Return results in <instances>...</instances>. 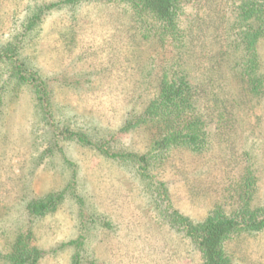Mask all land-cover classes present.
<instances>
[{
  "label": "rangeland",
  "instance_id": "obj_1",
  "mask_svg": "<svg viewBox=\"0 0 264 264\" xmlns=\"http://www.w3.org/2000/svg\"><path fill=\"white\" fill-rule=\"evenodd\" d=\"M2 47L9 50L0 56V264H15L10 256L21 252L32 257L33 248L44 251L34 264H203L163 220L159 183L173 207L199 221L231 201L250 153L253 203L264 202V124L255 119L264 106L238 113L237 130L221 129L200 153L154 151L153 129L123 128L156 94L160 68L175 53L142 38L127 7L0 0ZM260 52L264 59V42ZM17 57L34 83L12 77ZM109 153L155 155L148 181L138 164ZM50 193L63 197L37 212L34 203ZM225 246L234 264H264V231L240 232Z\"/></svg>",
  "mask_w": 264,
  "mask_h": 264
},
{
  "label": "trees",
  "instance_id": "obj_2",
  "mask_svg": "<svg viewBox=\"0 0 264 264\" xmlns=\"http://www.w3.org/2000/svg\"><path fill=\"white\" fill-rule=\"evenodd\" d=\"M86 1L127 7L142 38L152 39L157 45H171L175 51L160 68L156 94L139 114H132L133 108L128 111L127 116L133 117L126 118L123 126L153 129L154 151L184 148L205 152L218 131L229 127L237 130L238 113L255 114L258 106H264V59L260 52L264 42V0H64L73 5ZM2 49L9 50L2 47L0 56L6 54ZM15 61L12 77L34 83L26 75V63L19 57ZM37 92L40 101L48 97L43 87ZM255 119L264 124V113ZM109 156L125 157L138 164L135 169L146 181L151 176L150 159L155 155ZM252 156L255 155L247 154L250 163L231 191V201L215 203L199 221L173 207L167 187L159 183L160 197L155 202L163 220L190 240L202 254L203 264H234L226 251V241L240 232L264 231V202L253 203L257 184ZM62 197L63 193H50L36 201L33 208L39 213L54 209ZM32 251V257H24L23 252L10 257L15 264H34L44 251Z\"/></svg>",
  "mask_w": 264,
  "mask_h": 264
}]
</instances>
